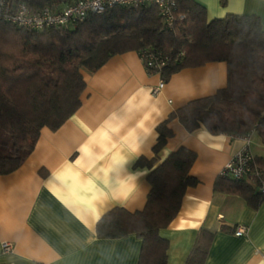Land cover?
<instances>
[{
  "label": "crops",
  "instance_id": "0c3cea01",
  "mask_svg": "<svg viewBox=\"0 0 264 264\" xmlns=\"http://www.w3.org/2000/svg\"><path fill=\"white\" fill-rule=\"evenodd\" d=\"M197 1L208 19L253 14L264 28V0ZM81 73L79 107L57 129L42 128L22 163L0 175L2 264H136L141 239L132 233L99 238L96 223L114 207L129 212L144 207L149 169L135 162L151 158L156 126L172 110L226 84V63L211 61L173 73L151 95L161 78L145 70L136 51L115 54L96 71ZM167 127L171 135L157 164L184 146L196 153L189 173L198 183L186 189L177 214L159 230L168 241L166 264H184L200 228L213 232L204 264H264V201L253 208L240 196L213 191L221 168L247 143L259 155L254 134L247 142L203 126L188 132L176 118ZM220 226H243L246 232L236 236L235 229ZM6 241L11 250L2 252Z\"/></svg>",
  "mask_w": 264,
  "mask_h": 264
},
{
  "label": "trees",
  "instance_id": "16d2710c",
  "mask_svg": "<svg viewBox=\"0 0 264 264\" xmlns=\"http://www.w3.org/2000/svg\"><path fill=\"white\" fill-rule=\"evenodd\" d=\"M22 1L35 8L73 0ZM173 1L170 27L154 5L113 6L37 31L0 21V175L22 163L42 128L57 129L79 107L82 70L94 72L109 57L127 51H136L145 70L164 81L186 67L226 63L225 86L172 110L155 128L151 158L136 160V166L149 169L144 207L135 212L114 207L96 223L99 238L132 233L141 239L136 264H166L168 241L159 230L177 214L186 189L198 183L189 173L196 153L184 146L157 164V153L171 135L169 120L176 118L188 132L203 126L211 134H254L264 145V28L259 17L228 13L208 19L199 1ZM148 55L163 65L148 66ZM253 157L247 177L218 173L213 191L240 196L256 208L264 201V156ZM212 238V231L200 228L184 264H204Z\"/></svg>",
  "mask_w": 264,
  "mask_h": 264
},
{
  "label": "built area",
  "instance_id": "2783aa9c",
  "mask_svg": "<svg viewBox=\"0 0 264 264\" xmlns=\"http://www.w3.org/2000/svg\"><path fill=\"white\" fill-rule=\"evenodd\" d=\"M154 5L164 24L170 27L173 23V0H73L68 2L53 3L40 7H32L22 0H0V21L14 24L25 30H44L50 27L63 26L82 20L88 14H99L113 6H144ZM148 66L160 67L163 60L152 62V55L145 56ZM154 64V65H153ZM155 73V72H153ZM165 81L159 82L151 88V95H156L163 87ZM250 135L245 136L247 142ZM253 153L248 143L237 151L221 168L219 175L236 179L247 177L252 171ZM246 228L236 227L234 235L245 234ZM2 252L11 250L10 242H3Z\"/></svg>",
  "mask_w": 264,
  "mask_h": 264
},
{
  "label": "rangeland",
  "instance_id": "374dc122",
  "mask_svg": "<svg viewBox=\"0 0 264 264\" xmlns=\"http://www.w3.org/2000/svg\"><path fill=\"white\" fill-rule=\"evenodd\" d=\"M255 135H253V138H252V144L257 146L258 148V153L259 155H262L264 156V146H260V144L258 143V141H255V138H254Z\"/></svg>",
  "mask_w": 264,
  "mask_h": 264
}]
</instances>
